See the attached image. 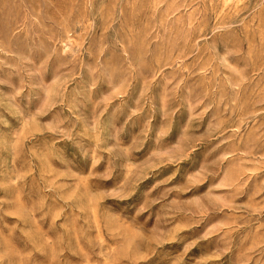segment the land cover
<instances>
[{
    "label": "rangeland",
    "instance_id": "rangeland-1",
    "mask_svg": "<svg viewBox=\"0 0 264 264\" xmlns=\"http://www.w3.org/2000/svg\"><path fill=\"white\" fill-rule=\"evenodd\" d=\"M0 264H264V0H0Z\"/></svg>",
    "mask_w": 264,
    "mask_h": 264
}]
</instances>
